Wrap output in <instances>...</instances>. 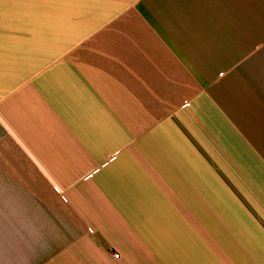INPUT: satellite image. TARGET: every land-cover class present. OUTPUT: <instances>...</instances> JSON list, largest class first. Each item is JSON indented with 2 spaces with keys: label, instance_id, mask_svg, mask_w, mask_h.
Here are the masks:
<instances>
[{
  "label": "crops",
  "instance_id": "crops-1",
  "mask_svg": "<svg viewBox=\"0 0 264 264\" xmlns=\"http://www.w3.org/2000/svg\"><path fill=\"white\" fill-rule=\"evenodd\" d=\"M0 264H264V0H0Z\"/></svg>",
  "mask_w": 264,
  "mask_h": 264
},
{
  "label": "built area",
  "instance_id": "built-area-1",
  "mask_svg": "<svg viewBox=\"0 0 264 264\" xmlns=\"http://www.w3.org/2000/svg\"><path fill=\"white\" fill-rule=\"evenodd\" d=\"M113 258L114 259H118L119 258V254L118 253H113Z\"/></svg>",
  "mask_w": 264,
  "mask_h": 264
}]
</instances>
